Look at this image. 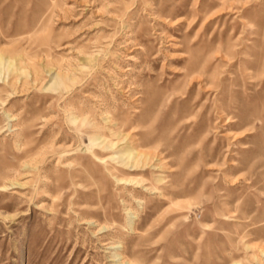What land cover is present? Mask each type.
Listing matches in <instances>:
<instances>
[{"label":"rangeland","instance_id":"374dc122","mask_svg":"<svg viewBox=\"0 0 264 264\" xmlns=\"http://www.w3.org/2000/svg\"><path fill=\"white\" fill-rule=\"evenodd\" d=\"M0 264H264V0H0Z\"/></svg>","mask_w":264,"mask_h":264},{"label":"bare ground","instance_id":"6f19581e","mask_svg":"<svg viewBox=\"0 0 264 264\" xmlns=\"http://www.w3.org/2000/svg\"><path fill=\"white\" fill-rule=\"evenodd\" d=\"M0 61H1V58H0Z\"/></svg>","mask_w":264,"mask_h":264}]
</instances>
